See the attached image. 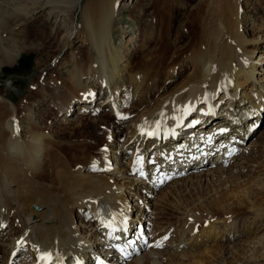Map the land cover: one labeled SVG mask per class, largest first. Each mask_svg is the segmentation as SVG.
I'll return each mask as SVG.
<instances>
[{"label": "bare ground", "instance_id": "obj_1", "mask_svg": "<svg viewBox=\"0 0 264 264\" xmlns=\"http://www.w3.org/2000/svg\"><path fill=\"white\" fill-rule=\"evenodd\" d=\"M120 1L31 0L28 12L45 11L51 31L69 24L60 48L68 58L57 64L67 75L63 89L53 78L50 91H40L51 99L44 126L29 119L32 107L22 112L0 96V264H249L248 257L264 256V237H257L264 163L252 159L264 147H244L264 117V18L258 27L251 19L263 35L250 37L246 0H186L188 10H175L176 0H154L162 26L133 32L132 48L112 36ZM17 11L0 10V67L19 56L5 37ZM176 15L190 26L187 36L174 29ZM74 39L87 47L86 57L71 50ZM74 110L106 129L85 134ZM192 136L204 145L200 155H190ZM248 150L242 163L229 165ZM202 179L212 181L184 199ZM160 184L172 192L158 193ZM169 207L175 222L163 217ZM176 221L184 227L178 237L154 229Z\"/></svg>", "mask_w": 264, "mask_h": 264}, {"label": "rangeland", "instance_id": "obj_2", "mask_svg": "<svg viewBox=\"0 0 264 264\" xmlns=\"http://www.w3.org/2000/svg\"><path fill=\"white\" fill-rule=\"evenodd\" d=\"M6 1H7L6 5L5 6L1 5L0 10L3 9V10H7L8 12L10 11L11 13H16V11L18 9L17 14L20 13L19 14L20 16L17 18L18 21L15 24V26L10 27L12 30L11 33H9L8 35L5 36V37H9L8 38L9 39V45L13 46V47L9 46L7 48V49H9L8 51L9 52H12L14 50L16 52L18 51L19 56L16 58V60L13 64L3 65L2 67H0V96L6 98L11 103L18 106L19 110L22 112H23L22 108L26 109L25 108L26 105L28 107L29 106L32 107L33 108L32 109V115L29 116V119L31 118L32 121H35V123H37V125L39 124L40 126H44L45 124L42 121L41 116L42 117L44 116V118L47 119L46 114H45V110H46V108L50 107L49 102H51L50 101L51 99L48 96H46V97H45V95L43 96V94L40 91H42L45 88L44 90H46V91H43V92L48 93L50 91L49 88L47 90V87L49 86L48 81L50 82L51 79H53V78H54V81L58 79V81L60 82V84H57V86L59 85L58 86L59 89L64 88V84L66 83L67 68L60 67L57 64H59L62 61H65L66 57L68 58V55L63 56V58L61 57L64 52L63 53L60 52V48L62 46L63 40L66 39V37L68 36L67 30L69 29V24L68 23L66 24L65 22L63 24L59 23L56 27H54V30L51 31L52 21L49 22L48 20H46V17H45L46 12L45 11L34 10L32 12V14L28 12V10L34 9V6L31 3V0H5V2ZM176 1H177L176 5L174 6L175 10L176 9L177 10H179V9L180 10H185V9L188 10L189 9L190 5H188V2H186V0H176ZM262 1L263 0H246L245 2H247V4H245V5L243 4L244 5L243 10L245 9L244 17H246V19H247L244 26L249 31L248 35H250V37H253V36L256 37L258 34H260L259 37H261L263 35L262 29H261V33H259V32L257 33L256 31H254L255 28H254V30H252L253 27H251V23H250L251 19H252L255 21V23H257L256 26L258 27V24L261 23V18H264V9L263 10L258 9L260 6L263 7ZM153 2H154V0H121L119 2V5L117 7L118 14H116V16L114 17L113 26H112V36H113L115 44H119V43L125 44L126 43V45L128 47L133 48V45H135L134 40L132 41V43H129V42H131V36H132L133 32L136 31V34H138V35H140L142 30H148L149 29L148 31L154 32V30L158 27V25H160V22L156 20L157 12L154 9V7H152ZM153 14H154V16H152ZM80 15L81 14L79 12L77 13V11L74 13V20L76 21V23L79 21ZM174 15H175V12H174ZM172 20H174V29L178 28L181 35L187 36L189 33V30H190L189 29L190 26L188 24H186V22L184 21V17L176 15V16H174V18H172ZM160 26H162V25H160ZM186 26L188 27V29L186 28ZM83 45L84 44L82 43L81 40L74 39L71 50L76 52L79 56L86 57L88 50H87V47L86 46L84 47ZM5 47H7V46H5ZM0 51H3L2 47H0ZM259 52H260V50H259ZM0 56H1V59H3L1 52H0ZM57 56H60L61 58L58 60H55L58 62L55 64V66H53L55 61L52 62V60L54 58H56ZM263 57H264V55H263ZM44 66L46 67V70L48 68L49 69L42 76L41 70L44 68ZM176 79H177L176 81H180L181 76L179 75L178 78H176ZM51 82H53V81H51ZM46 83H47V85H46ZM39 84H41L42 86ZM34 87H36V88H34ZM42 87H43V89H42ZM44 97H45V99H44ZM78 112H79L78 110H74L73 116L77 120H79V123L84 125L83 128L84 127L85 128L82 130L87 131L85 134H88L91 132H96V129L102 130V131L106 129L105 125L104 126L103 125H100V126L97 125V127H96L94 123H91V120H90L92 118L91 115L85 114L87 117L85 115L80 116V114H78ZM262 112H264V111L262 110ZM19 114H20V117L22 118L23 116H21V112H19ZM257 117L261 118V114H259ZM107 120L111 121L110 118H107ZM22 123H24L23 127H24V125L28 126L27 121L23 120ZM53 130H52L53 133L58 132V128L56 125H54ZM101 144L102 143L98 141L92 147H95V149L97 150V148H99L101 146ZM244 145H245L244 147H246V149H249L250 152H251V150L253 151L255 149H259V148L264 147V117L259 119L258 123L253 127V133L250 135V138L248 139V141ZM249 150L247 151V153H243V154L238 153L236 156L234 155L230 159L229 165L231 166L234 164L236 165V164L242 163V160H240V159L242 157H248L249 155H247V154H248ZM261 156H262V154H261ZM261 156H259V158L254 157L252 159H258V161H259L258 164L260 165V164L264 163V155L262 157ZM229 165H228V167H229ZM259 165H257L256 163H253V168H255L256 166L258 167ZM228 167H226V168H228ZM209 169H210V167L208 169H206V171H208L206 173H208V174L210 173ZM211 170H212V168H211ZM248 170H249V168H248ZM248 170L245 169L244 173L248 174ZM193 172H196V171H193ZM196 174L200 175L201 173L197 171ZM231 174H232V172H231ZM207 178H209V177H207ZM207 181L210 182L212 180L211 179L210 180L209 179L208 180L202 179V186H200L199 184H194V183L192 184V186L189 185L190 187L184 193L185 194L184 199H191L192 200L199 194V192H201V190H203V192H204L205 183H207ZM171 188H172V186L167 188V184H160L159 186H157L156 190L158 191V193H160L161 191H163L165 193V192H172ZM182 193L183 192L180 193V191H178V193L175 192L174 194H179V195H176V197L179 198V196ZM177 198H174V199L177 200ZM131 201H132V204H136L135 199H132ZM172 202L175 203L174 200ZM194 203H196V202H194ZM151 204H152V202H150V205ZM192 205H190V206H192ZM190 206H188L186 209H188ZM39 209H41V208L39 207ZM170 209H171V207H169V209L167 208L166 213L164 211L163 217H169V219L166 221H170L172 216L178 215L177 212L173 213V211H176V208L173 207L171 210ZM186 209H185V211H187ZM161 219L162 218H160V220ZM213 220H215V219L213 218ZM85 221H88V220H85ZM170 222H175V221L172 220ZM203 222H205V221H203ZM87 223L84 222V224H87ZM77 224L79 225V220L77 221ZM161 227H167L168 229H170L171 233L175 237H178L179 234L182 233V230L184 228V227L181 228V222L176 221V223L167 224V225L156 224L154 226V229L159 230ZM84 229H86V228H84ZM186 229H187V226H185V230ZM195 233L196 232H194V234ZM261 236L264 237V228L257 235L258 238H260ZM235 241H233V243ZM248 254H247V256H248ZM19 257H20V254H18V256H17L18 263H19ZM245 258H247V257H245ZM246 260H248L249 262L252 261L251 262L252 264H254L255 262H256V264H264L263 263L264 262V256L263 255H260L259 257H256V258L248 257ZM184 261L185 260L183 258L182 262H184ZM211 261H212V263H211ZM211 261H209L208 264L209 263L210 264H223V263L225 264V261L223 263L221 262L222 260H216L215 259V260H211ZM0 262H1V259H0ZM227 262H228V264H230V263L233 264L234 260L228 259ZM251 263H249V264H251Z\"/></svg>", "mask_w": 264, "mask_h": 264}, {"label": "water", "instance_id": "obj_3", "mask_svg": "<svg viewBox=\"0 0 264 264\" xmlns=\"http://www.w3.org/2000/svg\"><path fill=\"white\" fill-rule=\"evenodd\" d=\"M37 210V208H35Z\"/></svg>", "mask_w": 264, "mask_h": 264}]
</instances>
